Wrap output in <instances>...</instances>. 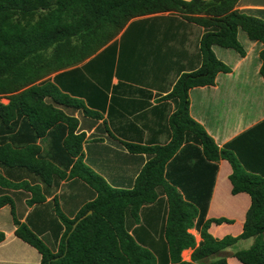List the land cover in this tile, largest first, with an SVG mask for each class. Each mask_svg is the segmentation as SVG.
Here are the masks:
<instances>
[{
	"label": "trees",
	"instance_id": "trees-1",
	"mask_svg": "<svg viewBox=\"0 0 264 264\" xmlns=\"http://www.w3.org/2000/svg\"><path fill=\"white\" fill-rule=\"evenodd\" d=\"M239 1L0 0V99L8 101L0 102V187L28 192L29 207L45 202L41 187L13 183L2 170L10 175L23 171L47 187L54 180L77 178L95 193L73 219L54 198L58 229H50L52 244L33 222L41 219L40 210L20 223L12 209L15 236L40 254V264H228L231 257L241 264H264V138L255 146L261 165H253L239 146L245 135L218 148L189 115V90L214 86L218 73L230 72L212 46L245 56L238 29L263 45L259 72L264 82V10L240 11ZM193 26L202 32L190 54L185 45ZM85 61L80 69L46 79ZM172 77V89L161 98L174 104L168 143H124L129 152L145 153L149 160L132 188L109 186L85 165V135L76 133L78 121L64 109L82 110L94 119L106 112L113 123L110 106L117 92L108 96L112 78L118 84L156 86ZM259 128L264 121L246 135ZM45 138L48 149L42 151L38 141ZM219 160L231 167V193H246L251 200L242 232L221 239L208 230L226 220L206 219ZM160 194L165 211L154 237L140 218L145 206L162 205ZM8 204L12 208V200L0 196V208ZM128 222L139 223L138 229L130 233ZM193 229L198 243L189 232ZM249 240L248 247L233 250ZM187 249L190 260L184 261Z\"/></svg>",
	"mask_w": 264,
	"mask_h": 264
},
{
	"label": "crops",
	"instance_id": "crops-1",
	"mask_svg": "<svg viewBox=\"0 0 264 264\" xmlns=\"http://www.w3.org/2000/svg\"><path fill=\"white\" fill-rule=\"evenodd\" d=\"M190 1V0H184ZM237 8L240 11L264 10V0H240ZM202 31L193 26L194 35L190 37L186 50L195 53L196 40ZM243 33L245 35H243ZM237 40L242 45L245 56L240 57L234 50L217 45L212 46L215 57L230 68L229 73H218L214 86L192 88L188 92L190 104V117L200 124L206 133L214 140L218 148L226 143L245 135L240 143L243 148V157L253 165H261L260 156L256 151V144L264 138V128L251 131L252 128L264 121V82L260 75L261 61L259 52L263 45L259 41L250 40L241 29L237 30ZM59 71L46 79L52 80L57 74L80 69L86 63ZM174 78L162 82L156 86L136 84L125 81L118 84L116 78L111 79L109 97L113 92V104L110 106L113 119L110 123L108 114H102V119H94L84 114L82 110L64 109L66 115L74 117L78 121L76 133H83L85 139L82 145L83 161L86 166L100 175L105 182L119 189H130L144 164L149 160V155L136 154L128 151L124 143L152 146L165 145L169 141L170 129L167 124L168 117L174 110L172 101H162L174 85ZM139 89H142L139 90ZM111 90L113 92L111 93ZM1 103L8 101L0 99ZM141 108V110H135ZM110 116V115H109ZM105 123V124H104ZM42 151L48 149V140L38 141ZM3 175L9 181L18 183L27 181L31 185L38 184L42 189L45 202L31 207L26 201L30 198L28 192L23 190H11L0 187V196H8L11 206L0 208V264H40V254L30 245L24 243L15 236L14 217L20 223H25L27 216L35 209L40 210L41 219L35 222L44 240L52 244L55 233L50 229H58L54 219L58 220L53 211L54 198L57 200L59 210L69 219H73L80 208L95 198L94 191L77 178H65L56 181L47 187L40 181L22 171H14L12 175L2 170ZM231 167L226 160L217 162L211 198L206 212V219H225L220 225L211 224L209 233L221 239L226 235L238 236L243 229L245 214L251 200L248 194L231 193L229 175ZM22 175V177H21ZM161 204L145 206L140 218L141 224L150 228L154 237L160 234L162 219L165 211V197L160 194ZM145 218V221L143 220ZM130 233L137 230L138 224H130ZM196 240L200 241L196 230L189 231ZM251 240L245 247H248ZM192 250L182 252L184 261L190 260ZM187 253V256H184ZM228 264H241L236 258H228Z\"/></svg>",
	"mask_w": 264,
	"mask_h": 264
},
{
	"label": "rangeland",
	"instance_id": "rangeland-1",
	"mask_svg": "<svg viewBox=\"0 0 264 264\" xmlns=\"http://www.w3.org/2000/svg\"><path fill=\"white\" fill-rule=\"evenodd\" d=\"M243 35H245V34L243 33ZM247 243H248V242H247ZM247 243L239 244V245H237L233 250H237V249L245 248V246H246Z\"/></svg>",
	"mask_w": 264,
	"mask_h": 264
},
{
	"label": "water",
	"instance_id": "water-1",
	"mask_svg": "<svg viewBox=\"0 0 264 264\" xmlns=\"http://www.w3.org/2000/svg\"><path fill=\"white\" fill-rule=\"evenodd\" d=\"M89 214H91V211H89L88 213H87V215H89ZM87 215H85V216H87ZM81 220V219H80ZM79 220V221H80ZM77 224V223H76ZM76 224L73 226V228L76 226Z\"/></svg>",
	"mask_w": 264,
	"mask_h": 264
}]
</instances>
